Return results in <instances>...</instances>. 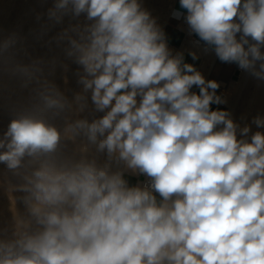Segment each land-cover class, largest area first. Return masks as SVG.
<instances>
[{"label":"clouds","instance_id":"clouds-1","mask_svg":"<svg viewBox=\"0 0 264 264\" xmlns=\"http://www.w3.org/2000/svg\"><path fill=\"white\" fill-rule=\"evenodd\" d=\"M179 9L196 47L264 81V0ZM36 20L59 55L0 38V164L19 193L0 264H264V117L253 131L219 107L220 82L142 0H52Z\"/></svg>","mask_w":264,"mask_h":264},{"label":"rangeland","instance_id":"rangeland-1","mask_svg":"<svg viewBox=\"0 0 264 264\" xmlns=\"http://www.w3.org/2000/svg\"><path fill=\"white\" fill-rule=\"evenodd\" d=\"M4 1L5 0H0V15L2 13L1 16H3V17H0L1 31L2 30H3L2 32L8 31L7 26H9V25L11 27L12 26L14 27L13 30H9V31H17L19 33L21 32L20 33L21 35L28 32V30L30 31L31 30V28L29 27L31 24V21L29 19L30 16H28V15L25 16L26 14H23V13L21 14L18 10L20 7L21 1L25 2L26 0H8V1H10L9 3H8V1H6L8 4H6V3L2 4ZM170 1H172L174 3V1H177V0H149V3H148V5H149L148 10H150L152 15L157 18V22L162 27H164L165 20L167 19L169 12L172 8V6L169 5ZM5 8L8 11H6ZM11 10H12V12H11ZM16 14H17V16H15ZM4 22H6L7 24ZM38 23L39 22H37V27H38ZM1 25L3 27H1ZM5 27H6V29H4ZM34 28H36V27H34ZM21 30H23V32ZM37 42L42 43L39 41H37ZM184 49H186V48L183 47L182 50H184ZM187 50H190V49H186V52H187ZM191 50H193V49H191ZM200 51H201V53L200 52L199 53L197 52V53L199 54L200 58L202 59L206 54L202 51V49ZM45 52H47L49 54L51 52V48L48 47ZM186 58L188 59V62H189L190 57H186ZM242 73H243V75H242ZM242 73L239 76H237L236 78H234L229 83L228 87L225 89V91L223 93L227 99V103L224 104L225 109H227L231 112L233 119L238 124H240L241 127L244 126V124H245L244 117L249 112L246 104L244 103L245 102L244 99L247 97V95H250L254 91V87L258 82V80L256 78L252 77L248 73H246L244 71H242ZM248 86H249V88H248ZM241 104L243 107L241 106ZM6 116H8V117H6L7 120H5L4 124L0 127L1 133L6 129L8 120L11 117V113L8 109H7ZM139 178H140L139 180L144 179V177H139ZM4 181H6V182H4ZM9 182H11V183L9 184ZM12 182H13V179H12L11 173H8L5 169V166L0 164V196H2V197H0V226H8V227L11 226L13 218L10 216V212H11L13 207L18 206L17 198L19 196V193L15 189L16 184L14 185V184H12ZM4 191H6V192H4Z\"/></svg>","mask_w":264,"mask_h":264},{"label":"bare ground","instance_id":"bare-ground-1","mask_svg":"<svg viewBox=\"0 0 264 264\" xmlns=\"http://www.w3.org/2000/svg\"><path fill=\"white\" fill-rule=\"evenodd\" d=\"M8 0H5L2 4H8L10 1H8V3L6 2ZM52 0H26L25 2L24 1H21V4H20V7H19V12L22 14H26L25 16H30L29 19L31 21V24H30V28L33 29L34 27H37V20H36V14L38 12H44L46 11L47 7L50 6ZM13 3V2H12ZM142 3L143 5L149 9V0H142ZM15 4V3H14ZM151 5V4H150ZM169 5L172 6L173 5V2L170 1L169 2ZM17 6V5H16ZM10 7V6H9ZM8 8V7H7ZM6 10V8H5ZM17 10V9H16ZM8 11V10H6ZM5 11V12H6ZM155 11V10H154ZM2 12V11H1ZM12 12V10H11ZM18 12V13H19ZM2 15V13H1ZM0 17H3L1 16ZM17 16V14L15 15ZM20 16V15H19ZM5 18V17H4ZM6 20V19H5ZM1 21V20H0ZM6 23V22H4ZM3 24V23H2ZM7 24V23H6ZM1 27H3L1 25ZM8 28V31H4L2 32L1 31V28H0V38H3L4 35H7L13 31H9V30H13L14 27L12 26H7ZM6 29V27L4 28ZM23 32V30H21ZM29 30L28 32H26L25 34H23L24 36L28 37V43L30 44V51L32 52V54L34 56H45V57H51V56H54V55H59L60 54V51L58 48H56L55 45H52L51 47V52L48 54L46 51V49L48 48V46H45L44 44L42 43H38L36 40L32 39L30 36H29ZM21 33V32H20ZM191 44V43H190ZM190 44L188 43H185L184 47L186 49H193L194 51L196 52H200L201 53V48L199 47H196L195 45L191 46ZM186 49H184L183 51L186 52ZM188 51V50H187ZM187 53V52H186ZM73 68L75 67L74 65L72 66ZM243 75V73H242ZM68 77H69V80H70V83L67 85L68 88H70L71 90H77L78 89V85L76 84V80H75V77L72 76L71 72L68 73ZM58 80H59V74L57 75L56 77ZM256 83V82H255ZM242 86V85H241ZM249 88V86H248ZM247 93V92H246ZM15 95H19L18 92L15 93ZM236 95V94H235ZM236 101V100H235ZM244 103L246 104L247 106V109L249 110V112L245 115L244 117V120H245V124H250L253 131L256 130V126L255 124H252V120L254 117L256 116H261V117H264V81H258L257 84L255 85L254 87V91L250 94V95H247V97L244 99ZM9 102V95L8 93H0V127L4 124V121L7 120L6 117V113H7V104ZM241 102V101H240ZM236 103V102H235ZM239 105V104H238ZM242 106V104H241ZM235 107V106H234ZM243 107V106H242ZM246 109V110H247ZM240 111V110H239ZM239 114V113H238ZM237 117V116H236ZM236 119V118H235ZM243 122V121H242ZM56 123L58 124V126H62V121H56ZM244 124V125H245ZM0 134H2L0 132ZM6 178V177H5ZM4 179V178H3ZM12 179H13V182L12 184H16L17 181L16 179L12 176ZM7 180V179H6ZM3 181V180H2ZM12 181V180H11ZM6 182V181H4ZM8 183V182H7ZM11 182H9L10 184ZM6 192V191H4ZM2 197V196H0ZM15 205V204H14ZM16 206V205H15ZM18 211V206L16 207H13L11 212H10V216L13 218L15 216V214L17 213Z\"/></svg>","mask_w":264,"mask_h":264},{"label":"crops","instance_id":"crops-1","mask_svg":"<svg viewBox=\"0 0 264 264\" xmlns=\"http://www.w3.org/2000/svg\"><path fill=\"white\" fill-rule=\"evenodd\" d=\"M178 11H180L179 0L174 1L163 28L169 38V46L174 50L180 51L185 43H191L190 45L193 46L192 41L195 38L189 36L183 18L177 19L173 16V13ZM199 48L202 49V47ZM189 62L194 63L207 79H215L220 82L221 87L218 90V94H223L229 83L239 76L235 64L221 63L213 52H208L202 59L200 58L197 61H192L190 58ZM219 107L225 109V105H220ZM130 179L132 183H135L140 178L133 176Z\"/></svg>","mask_w":264,"mask_h":264},{"label":"built area","instance_id":"built-area-1","mask_svg":"<svg viewBox=\"0 0 264 264\" xmlns=\"http://www.w3.org/2000/svg\"><path fill=\"white\" fill-rule=\"evenodd\" d=\"M237 71L239 75L242 73V70H240L238 67H237Z\"/></svg>","mask_w":264,"mask_h":264}]
</instances>
